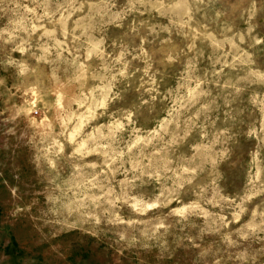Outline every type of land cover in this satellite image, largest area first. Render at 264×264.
<instances>
[{"label":"rangeland","instance_id":"rangeland-1","mask_svg":"<svg viewBox=\"0 0 264 264\" xmlns=\"http://www.w3.org/2000/svg\"><path fill=\"white\" fill-rule=\"evenodd\" d=\"M0 264H264V0H0Z\"/></svg>","mask_w":264,"mask_h":264}]
</instances>
